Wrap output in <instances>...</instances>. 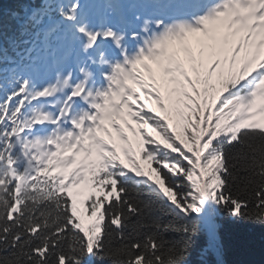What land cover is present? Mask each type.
<instances>
[{
	"label": "snow or ice",
	"instance_id": "1",
	"mask_svg": "<svg viewBox=\"0 0 264 264\" xmlns=\"http://www.w3.org/2000/svg\"><path fill=\"white\" fill-rule=\"evenodd\" d=\"M21 11L0 19V264H224L220 213L264 224V0Z\"/></svg>",
	"mask_w": 264,
	"mask_h": 264
},
{
	"label": "trees",
	"instance_id": "2",
	"mask_svg": "<svg viewBox=\"0 0 264 264\" xmlns=\"http://www.w3.org/2000/svg\"><path fill=\"white\" fill-rule=\"evenodd\" d=\"M13 0H0V8ZM218 223L221 225L223 241L222 259L224 264H264V224L230 217L221 212ZM179 239V236L176 237ZM195 251L189 257L190 264H199ZM214 260L215 257H208ZM97 264H109V261H97Z\"/></svg>",
	"mask_w": 264,
	"mask_h": 264
},
{
	"label": "rangeland",
	"instance_id": "3",
	"mask_svg": "<svg viewBox=\"0 0 264 264\" xmlns=\"http://www.w3.org/2000/svg\"><path fill=\"white\" fill-rule=\"evenodd\" d=\"M146 103L148 104V102L146 101ZM150 105L148 104V107H149ZM130 135H131V133H129ZM85 195H86V193H85ZM84 197H81V199H83ZM83 207H85V205L84 206H82V208ZM82 210V209H81Z\"/></svg>",
	"mask_w": 264,
	"mask_h": 264
}]
</instances>
